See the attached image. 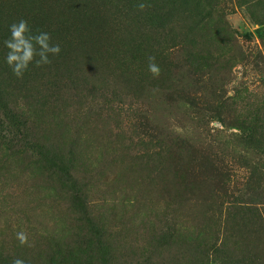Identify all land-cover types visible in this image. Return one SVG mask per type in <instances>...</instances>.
<instances>
[{
  "label": "rangeland",
  "instance_id": "rangeland-1",
  "mask_svg": "<svg viewBox=\"0 0 264 264\" xmlns=\"http://www.w3.org/2000/svg\"><path fill=\"white\" fill-rule=\"evenodd\" d=\"M245 1L0 0V264H85L81 236L95 237L72 179L108 264H220L226 251L264 264L260 235L224 221L240 199L264 208V183L249 190L250 167L264 171V0ZM21 19L61 51L17 78L4 41Z\"/></svg>",
  "mask_w": 264,
  "mask_h": 264
},
{
  "label": "trees",
  "instance_id": "trees-1",
  "mask_svg": "<svg viewBox=\"0 0 264 264\" xmlns=\"http://www.w3.org/2000/svg\"><path fill=\"white\" fill-rule=\"evenodd\" d=\"M251 0H246L245 3L250 2ZM169 3V0H167V5ZM178 3V0H177ZM256 1H253L250 6L255 5ZM180 6V4L178 3ZM250 8V7H249ZM252 13V11H251ZM257 34L262 37V31L256 30ZM256 134V133H255ZM247 138H253L254 132L252 130H248L246 133ZM61 160H59L60 165ZM62 164V163H61ZM63 172V171H62ZM71 178V177H70ZM66 179V178H64ZM75 180V179H74ZM71 180V184L73 185V189H71L73 192H76V194L73 195L74 197V203L75 206L78 207L77 211L80 212L81 218L83 222L86 224V231L90 230V233L94 234V239L90 240L89 238L86 239L87 235H79L82 239L86 241V244L88 247L86 249L82 250L81 256L79 257V262L83 261L85 264L89 263L92 264L94 261L98 260L102 264H108L107 261L111 260V251H110V244L109 242L105 241L104 239V229L101 225L100 221H96L91 215L88 214L87 210V203L85 200V196L80 192V187H76L77 182ZM250 184H249V190L252 191L251 194L258 195L261 191L264 183V171L261 169H258L256 166L252 165L250 167ZM263 187V188H262ZM226 215L224 217V221L231 224L235 231L240 230L241 227L248 226L252 228V231L254 233H258L264 241V208H261L257 206L254 202L246 201V200H237L236 202H232L230 206L226 207V210L224 209ZM80 231L83 232V227H79ZM91 244H94L92 247L89 246ZM93 250H92V249ZM72 251L68 250V255H70ZM225 253V259H221L220 264H231V260L229 258L228 252ZM73 256V255H72ZM18 258L23 259L26 264H49L46 262L38 263V261H29L26 257H21V255L18 256ZM74 258V257H73ZM4 263H5V258Z\"/></svg>",
  "mask_w": 264,
  "mask_h": 264
},
{
  "label": "clouds",
  "instance_id": "clouds-1",
  "mask_svg": "<svg viewBox=\"0 0 264 264\" xmlns=\"http://www.w3.org/2000/svg\"><path fill=\"white\" fill-rule=\"evenodd\" d=\"M145 3H139L136 7L143 11ZM10 37L4 41V47L8 50L5 54V62L17 78H23L31 64L42 67L51 63V56L59 55L61 48L59 44L51 43V36L47 32L32 34L28 21L21 19L10 25ZM148 71L153 78H158L161 69L155 63V57L148 58ZM213 127H222L218 121H212ZM15 239L20 246H31L28 233L25 230L17 231ZM12 264H26L21 258H15Z\"/></svg>",
  "mask_w": 264,
  "mask_h": 264
}]
</instances>
